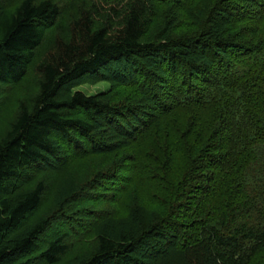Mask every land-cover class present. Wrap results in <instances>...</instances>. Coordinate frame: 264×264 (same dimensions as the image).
I'll return each instance as SVG.
<instances>
[{
	"label": "trees",
	"instance_id": "trees-1",
	"mask_svg": "<svg viewBox=\"0 0 264 264\" xmlns=\"http://www.w3.org/2000/svg\"><path fill=\"white\" fill-rule=\"evenodd\" d=\"M64 2L59 21L61 1L0 0V84L36 75L0 135V264H264V0ZM87 76L126 93L74 91ZM44 171L66 174L63 214L28 224L45 182L22 185ZM125 183L162 214L93 206ZM63 217L73 229L29 256ZM92 227L94 249L67 256Z\"/></svg>",
	"mask_w": 264,
	"mask_h": 264
},
{
	"label": "rangeland",
	"instance_id": "rangeland-1",
	"mask_svg": "<svg viewBox=\"0 0 264 264\" xmlns=\"http://www.w3.org/2000/svg\"><path fill=\"white\" fill-rule=\"evenodd\" d=\"M20 0H1L3 6L5 8L11 7L14 4L18 3ZM54 1H61L62 9H61V16L60 20L64 18L65 14V2L64 0H54ZM53 35V29H49L45 35L44 41L39 46V48L35 52V57H39L41 53L44 51L46 46L48 45L49 41L51 40V36ZM241 37H237L236 39H240ZM35 61L31 62L29 65L27 72L25 76L23 77L21 83H15V84H0V135L2 132H4L10 125L11 121L14 117L18 114V108L19 104L22 100H26L32 96V94L35 92V79L36 75L33 72V64ZM114 67V66H112ZM110 73L109 70H106ZM101 79L103 77H100ZM98 79L97 77H85L81 79L76 86L73 88L74 91L80 90L83 91L86 94H96L101 92H109V94H114L115 97L118 99L121 98L126 92H119L118 85H114V87H109V84L105 81V79H102L104 81H101V79ZM110 88V89H109ZM122 152V151H121ZM94 163H96V160L87 159L84 162H76L71 167V176L73 179L76 180L78 183L79 181H82L85 179L88 174H85L87 171H92V168L94 166ZM66 174L63 172H56V171H44L39 172L36 174V177L28 184L22 185V188H32L35 182L41 180L45 182V191L42 198V202L39 206V208L36 210V212L32 215L31 218L28 220V224H32L36 222L37 220L41 218H49L54 217L56 215L62 216L63 212L60 213L58 206L60 204L59 201H57V195L58 191L60 189V185L63 184L64 177ZM124 188L123 191L118 195H104L100 200L95 202L93 206L99 207V206H111L113 208L112 217L114 219L119 220V218H124L128 216L127 207L129 205L134 204V201H136V209L142 202L141 198L139 197L138 193H136L133 190L127 189V183L125 185H122ZM125 186V187H124ZM104 199H111L112 202L108 203L107 201H104ZM135 199V200H134ZM90 203L86 202H77L75 203V207H81V206H88ZM144 212L146 213V216L148 217L147 220H149L152 217V213L149 211H154L156 214H162L164 207L161 204H148L145 202H142L140 205ZM161 212V213H160ZM64 214H68L71 217L74 216L72 213H67V211L64 210ZM67 218H62L60 222H52L50 225H48L45 229V231L42 233V235L38 239V249L36 251L29 255V256H36L39 254L41 250H43L46 247V243L49 239H52L59 235L61 232H70L71 229H73V226L68 224H62V222L66 221ZM126 220V219H125ZM70 222H73L76 226L79 223V220L76 222L75 219L70 218ZM76 226V227H77ZM77 229V228H76ZM95 230L93 227L85 232L84 234L81 232L76 233L75 235H72L70 239H68L69 244L71 245L70 251L67 256H76L77 254L87 252L89 250L94 249V235ZM72 232V231H71ZM34 264H44L41 259H37Z\"/></svg>",
	"mask_w": 264,
	"mask_h": 264
}]
</instances>
